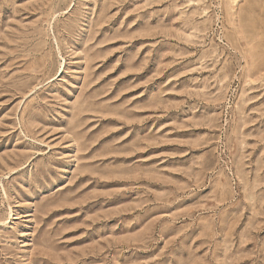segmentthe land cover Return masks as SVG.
<instances>
[{
    "label": "rangeland",
    "instance_id": "obj_1",
    "mask_svg": "<svg viewBox=\"0 0 264 264\" xmlns=\"http://www.w3.org/2000/svg\"><path fill=\"white\" fill-rule=\"evenodd\" d=\"M0 264H264V0H0Z\"/></svg>",
    "mask_w": 264,
    "mask_h": 264
}]
</instances>
